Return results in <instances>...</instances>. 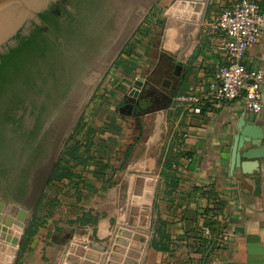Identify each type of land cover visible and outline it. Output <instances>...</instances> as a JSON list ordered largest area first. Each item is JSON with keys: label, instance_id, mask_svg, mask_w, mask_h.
Returning <instances> with one entry per match:
<instances>
[{"label": "crops", "instance_id": "obj_1", "mask_svg": "<svg viewBox=\"0 0 264 264\" xmlns=\"http://www.w3.org/2000/svg\"><path fill=\"white\" fill-rule=\"evenodd\" d=\"M176 1L181 0H171L165 8L159 6V11ZM189 1L202 5L197 19L165 18L153 66L136 62L133 55V39L137 40L135 45L140 42L134 33L142 21L137 24L123 44L128 52L112 62L100 79L98 90L103 92L99 101L91 102L80 133L85 146L79 154L89 151L90 158L83 166L89 180L107 183L101 191L108 197L113 188L118 191L121 186L113 183L116 178L126 187L116 210L85 226L90 231L85 237L61 244L49 239L43 247L45 259L39 241L35 252L27 243L21 264H42L43 259V264H124L125 254L121 262L110 260L121 228L145 236L137 264L147 243L149 251L152 243L159 249L153 251L150 264L198 263L202 258L195 247L204 239V228L223 240L213 245L205 264H264V114L246 113L238 101L219 105L205 96L225 63L205 24L234 0ZM255 1L264 7V0ZM243 65L264 71V32L245 53ZM141 67L148 70L146 75L138 74ZM154 73L156 78L151 77ZM261 93L264 103V80ZM183 95L200 100L199 114L177 102ZM247 126L261 130L262 155L258 159L239 158L252 148L250 144L238 147ZM147 181L154 182L149 236L146 229L126 224L133 191H137L138 211ZM127 241L129 249L131 239Z\"/></svg>", "mask_w": 264, "mask_h": 264}, {"label": "rangeland", "instance_id": "obj_2", "mask_svg": "<svg viewBox=\"0 0 264 264\" xmlns=\"http://www.w3.org/2000/svg\"><path fill=\"white\" fill-rule=\"evenodd\" d=\"M127 1L125 7H140L135 6L131 25L124 36L126 27L120 39L117 37L119 42L112 52L107 53L111 45L105 49L112 38L109 35L114 22L126 12L125 7L121 10L109 0L104 6V21L100 20L102 28L98 36L92 37L88 47L67 45L58 56L50 59V65L35 64L11 93L12 109L7 110V104L0 105V149L8 155L7 166L0 172V213L12 215L24 226L22 231L16 232L18 238L22 233L24 248L21 249L22 242L19 247L13 246L16 252L12 264H21V254L27 243L32 244L34 251L39 241L41 256L45 259L43 247L49 239L54 238L61 244L75 237H85L87 231L90 233L85 226L112 214L117 208L116 202L123 198L126 187L118 178L113 183L121 185L119 190L113 188L114 192L108 197L101 191L107 183L89 180L84 168L65 154L76 141L85 146L80 133L92 108L91 102L100 99L103 92L98 90V83L110 70L111 63L128 52L123 44L140 20L134 33L140 42L135 45L137 40L133 39V55L138 63L153 66L156 62V50L167 18L163 14L166 9L159 11V6L165 8L171 0ZM153 4L154 9L148 12ZM147 71L141 67L138 74L146 75ZM56 165L60 168L70 166L76 178L70 183L66 180L49 183ZM29 228L34 231L31 237L26 235ZM146 231L149 236V221ZM148 247L147 243L140 264L146 262Z\"/></svg>", "mask_w": 264, "mask_h": 264}, {"label": "built area", "instance_id": "obj_3", "mask_svg": "<svg viewBox=\"0 0 264 264\" xmlns=\"http://www.w3.org/2000/svg\"><path fill=\"white\" fill-rule=\"evenodd\" d=\"M205 25L225 58L224 65L218 68L208 86L206 98L219 105L238 101L244 112L264 114L261 93L264 71L249 70L243 65L245 53L260 41L264 32V7L255 0H234ZM177 102L190 106L189 111L194 114H199L202 108L200 100L193 95H183ZM202 231L206 250L200 254L202 260L196 264H205L203 260L213 245L223 243L221 236L214 235L210 229Z\"/></svg>", "mask_w": 264, "mask_h": 264}, {"label": "water", "instance_id": "obj_4", "mask_svg": "<svg viewBox=\"0 0 264 264\" xmlns=\"http://www.w3.org/2000/svg\"><path fill=\"white\" fill-rule=\"evenodd\" d=\"M51 1L52 0H0V55L8 51L15 42L16 35L25 32L31 21L39 22L37 14L40 13ZM201 9V4H196V2H191L189 0H181L174 2L173 5L166 9L163 14L165 17L194 21L197 19V15ZM260 139L261 130L254 126H247L241 133L238 147H242L243 144H250L252 148L246 150L244 154L239 156V158L241 157L245 160L260 158L262 155V150L259 149ZM237 158L238 156H236V160ZM236 166L242 168V170L244 169V166L240 163L237 164L236 162ZM138 181L139 180H137L136 183ZM153 185L154 182L147 181V190L141 198V204L138 211L137 191L134 189L129 216L126 220L128 226H136L140 229H146L148 227ZM136 214H138L137 217H135ZM23 228L24 226L22 223L15 220L12 215L0 213V263L1 261L3 262L2 264L11 263L12 256L15 255L16 252V249L14 251L13 246L19 247L22 242V233L18 238V233L16 232L22 231ZM128 239H131V244L128 246L129 249H126ZM144 243V235L139 232L132 234L127 229L121 228L117 232V237L114 241L115 246L112 248L110 260L120 261L121 255L125 254V259L123 261L124 264H137ZM9 244L12 246H5ZM116 253H119L120 255L118 256ZM109 264H112L111 261Z\"/></svg>", "mask_w": 264, "mask_h": 264}, {"label": "flooded vegetation", "instance_id": "obj_5", "mask_svg": "<svg viewBox=\"0 0 264 264\" xmlns=\"http://www.w3.org/2000/svg\"><path fill=\"white\" fill-rule=\"evenodd\" d=\"M126 1L110 0V2L115 3L121 10L125 7L124 4L126 5ZM106 2L108 3L109 0H52L37 14L39 22L31 21L25 32L16 35V40L9 49L18 47L20 42H26L33 36L39 48L37 63L41 62L50 65V59L58 56L61 49L67 45H76L75 48L88 47V44L93 41L92 37L98 36V30L102 28L101 25L103 23L100 20L104 21V6ZM135 6L125 7L126 14L120 16L114 22L111 35H109L112 38L105 47L107 49L111 45L107 53L112 52L116 48L117 42L120 39L119 36L125 27L126 29H124L125 31L122 35L124 36L127 33V29L130 27L133 19L132 16ZM136 7L139 9L140 6ZM95 67H98L97 63ZM151 77L156 78L157 74L154 73ZM4 153L0 149V172L7 166L8 155Z\"/></svg>", "mask_w": 264, "mask_h": 264}, {"label": "trees", "instance_id": "obj_6", "mask_svg": "<svg viewBox=\"0 0 264 264\" xmlns=\"http://www.w3.org/2000/svg\"><path fill=\"white\" fill-rule=\"evenodd\" d=\"M17 37V36H16ZM16 39V38H15ZM39 48L35 37L31 36L28 41L19 44L18 47L14 49H8V51L0 55V105L7 104V110L12 109L14 101L12 100V92L15 86L27 75L29 70L35 66L38 61L37 53ZM12 98V99H11ZM90 145V144H89ZM83 146L76 141V144L72 149L66 151V156L71 160L75 161L77 165L83 167L85 163L89 160L87 153L79 154ZM89 148V146H87ZM168 160L164 161L163 166L168 165ZM76 178L75 174L71 172L70 166L66 165L65 168H60L56 165L49 178V183L51 182H61L63 180L69 181V183ZM32 228V227H31ZM34 231L30 228L26 231V235L33 236ZM197 248L200 253L206 250V241L202 240L199 242ZM23 244H25L23 242ZM159 250L155 244H151V249L148 252L147 264L151 263L153 251Z\"/></svg>", "mask_w": 264, "mask_h": 264}, {"label": "bare ground", "instance_id": "obj_7", "mask_svg": "<svg viewBox=\"0 0 264 264\" xmlns=\"http://www.w3.org/2000/svg\"><path fill=\"white\" fill-rule=\"evenodd\" d=\"M134 227H136V226H134ZM136 229V228H135Z\"/></svg>", "mask_w": 264, "mask_h": 264}]
</instances>
